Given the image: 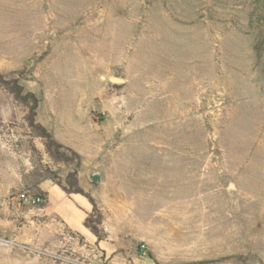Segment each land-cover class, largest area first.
<instances>
[{
    "label": "rangeland",
    "instance_id": "1",
    "mask_svg": "<svg viewBox=\"0 0 264 264\" xmlns=\"http://www.w3.org/2000/svg\"><path fill=\"white\" fill-rule=\"evenodd\" d=\"M0 73L80 151L101 139L77 180L103 230L25 199L76 160L0 85V264H264V0H0Z\"/></svg>",
    "mask_w": 264,
    "mask_h": 264
},
{
    "label": "crops",
    "instance_id": "2",
    "mask_svg": "<svg viewBox=\"0 0 264 264\" xmlns=\"http://www.w3.org/2000/svg\"><path fill=\"white\" fill-rule=\"evenodd\" d=\"M70 125L73 124H69V126ZM63 126L66 125L44 124V127L52 133L57 141L80 154L82 158V168H84L85 159L96 158L100 154L101 139L94 136H88L90 139L88 142V149L82 152L77 149L70 140L63 139L57 134V131L60 130V128H64ZM38 189L45 193L44 205L38 209L44 217L58 221L59 224H62L68 230L81 235H85L89 231L83 225L85 217L91 211V204L86 197L75 193H65L57 184L49 179L42 180L38 184ZM52 197L55 199V204L51 207L49 204L51 203ZM63 210L66 211L64 212Z\"/></svg>",
    "mask_w": 264,
    "mask_h": 264
},
{
    "label": "trees",
    "instance_id": "3",
    "mask_svg": "<svg viewBox=\"0 0 264 264\" xmlns=\"http://www.w3.org/2000/svg\"><path fill=\"white\" fill-rule=\"evenodd\" d=\"M0 85L8 87L9 85H13L12 93L16 97V99H22V101L29 107L30 110V116L28 118L29 126L35 127L38 129L37 136L44 139V145L47 149L48 153H51L54 157H61L63 154L60 152L61 150H65L71 154V156L76 160L75 169L73 172L67 175V184L68 187L62 186L60 183H56L65 193H75L83 195L87 198L89 203L91 204V211L90 213L85 217L83 221L84 227H86L90 233H92L97 240H101L103 238V230L100 227L101 221H102V213L100 208L97 206L94 199L87 193H85L82 188L78 184L77 180V172L81 166V156L79 153L74 151L73 149L63 145L59 141H57L52 133L48 131L43 125L36 122L35 116H36V108L38 99L33 94H26V96H21L22 87L18 84V81L16 79L7 80L5 76L0 73ZM20 97V98H19ZM53 148V149H52ZM47 179L46 177L41 178V181ZM39 196L42 197L43 200H45V193L41 192L39 190ZM44 204H39L38 207H42Z\"/></svg>",
    "mask_w": 264,
    "mask_h": 264
},
{
    "label": "built area",
    "instance_id": "4",
    "mask_svg": "<svg viewBox=\"0 0 264 264\" xmlns=\"http://www.w3.org/2000/svg\"><path fill=\"white\" fill-rule=\"evenodd\" d=\"M30 205H39L41 204L44 200L42 199V197H40L39 195L36 196H32L31 198H25Z\"/></svg>",
    "mask_w": 264,
    "mask_h": 264
},
{
    "label": "water",
    "instance_id": "5",
    "mask_svg": "<svg viewBox=\"0 0 264 264\" xmlns=\"http://www.w3.org/2000/svg\"><path fill=\"white\" fill-rule=\"evenodd\" d=\"M116 80V79H115ZM118 80V79H117ZM90 180L92 182H100L101 180V171L100 170H94L90 173ZM231 186V185H230Z\"/></svg>",
    "mask_w": 264,
    "mask_h": 264
}]
</instances>
